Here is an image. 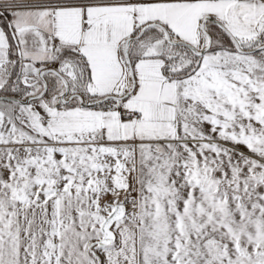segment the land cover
I'll list each match as a JSON object with an SVG mask.
<instances>
[{
	"label": "snow or ice",
	"instance_id": "snow-or-ice-1",
	"mask_svg": "<svg viewBox=\"0 0 264 264\" xmlns=\"http://www.w3.org/2000/svg\"><path fill=\"white\" fill-rule=\"evenodd\" d=\"M0 264H264V0H0Z\"/></svg>",
	"mask_w": 264,
	"mask_h": 264
}]
</instances>
